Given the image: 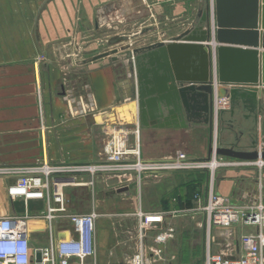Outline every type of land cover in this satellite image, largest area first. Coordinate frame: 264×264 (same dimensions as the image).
Returning <instances> with one entry per match:
<instances>
[{
	"label": "crops",
	"instance_id": "0c3cea01",
	"mask_svg": "<svg viewBox=\"0 0 264 264\" xmlns=\"http://www.w3.org/2000/svg\"><path fill=\"white\" fill-rule=\"evenodd\" d=\"M208 1L83 0L82 18L89 22L93 20L96 29L124 22L149 23L142 27V33L150 30L149 34H154L155 38L140 41L137 48H141L157 41L170 42L186 29L203 28L199 13ZM76 10V0H0V165L102 161L112 128L117 125L127 127L133 134L137 129L140 156L145 160L167 159L180 151L199 156L195 158L206 157L209 127L203 111L196 109L198 116L186 119L187 127H181L178 120H166L164 114L155 121L147 117L143 124L140 123L137 101L131 94L136 77L135 66L133 64L134 74H131L127 57L122 55L126 59L121 57L110 61L103 58L61 60L44 53V43L75 31ZM119 40L121 36L114 35L110 41L115 43ZM184 59L189 62L185 69L187 72L199 71V61L192 53ZM261 97L263 112L258 113L257 103H235L219 114L220 125L225 122L232 124L241 108V117L252 118L259 130L260 121L264 118V91ZM133 144L131 137L130 146ZM182 173L144 175L140 186L142 188L144 179L148 178L154 187L175 185L171 199L172 202L177 201V206L172 211H186L197 205V201H193V206H187V201L191 200H186L187 185L182 180ZM101 178L111 179L112 176L96 178L93 189L83 184L89 180L87 175L76 176V181L82 184L63 187V202L67 211H72L69 208L70 197L77 196V190L84 187L87 192L83 194L93 205L85 212L96 211L97 185ZM14 180V177H0V216L25 212L33 216L28 223L30 245L33 248L46 247L49 243L44 217L46 201L10 198L6 191ZM255 181L257 178L242 186L249 203L255 202L258 197ZM121 187L123 185L104 192L106 197L116 196L111 215L115 219L97 220V264H129L132 254L138 251V242L133 237L136 223L131 221L129 230L123 214L124 209L135 207L133 196L136 187L120 193L118 190ZM69 188L74 193H68ZM220 192L225 194L226 190L222 188ZM169 205L166 204L167 207ZM139 207L143 210L142 203ZM170 211L166 210V213ZM166 223L152 229L156 234L173 229L172 236L161 244L155 241V233L152 235L151 231H145L142 234L140 231L139 252L143 253L145 245L147 259L155 260L158 256V261L163 260L165 264H201L205 251L203 220H170ZM55 229L57 239L72 234L70 223L64 219L55 220ZM253 230V227L244 225L228 229L214 227L211 249L232 257L239 256L240 236ZM155 248L159 252L153 251Z\"/></svg>",
	"mask_w": 264,
	"mask_h": 264
},
{
	"label": "built area",
	"instance_id": "2783aa9c",
	"mask_svg": "<svg viewBox=\"0 0 264 264\" xmlns=\"http://www.w3.org/2000/svg\"><path fill=\"white\" fill-rule=\"evenodd\" d=\"M211 34L215 30L214 2L208 1ZM215 40L210 41L211 73L213 80V144L214 132L217 128L219 114L230 106V100L217 96V60ZM137 128V127H136ZM129 129L123 125L112 128L109 142L105 150V158L98 162L59 163L46 161L33 164L0 165V177H14L8 185L7 194L10 198L44 199L49 243L43 248H33L30 245L28 230L29 220L33 217L28 213L10 216H0V264H97L96 227L100 217L95 210L82 213L67 211L63 202L62 189L72 184H82L76 181V176L87 175L89 180L83 184L91 189L98 177L112 176L119 181L136 182L141 185L144 175H164L180 170H206L212 172L215 168L264 170V160L253 161L227 158L212 154L209 159H192L183 152L167 159L145 160L140 156L137 142L129 144ZM138 134L137 129L134 132ZM259 182L261 179L258 173ZM196 196L197 207L204 213L205 251L201 264H264V198L261 193L257 200L243 205L231 203L227 198L208 188L205 201ZM199 201V202H198ZM58 205L55 206L54 204ZM160 214V215H159ZM147 215V214H146ZM146 215L140 214V217ZM161 216V213H154ZM64 219L70 223L72 234L57 239L55 237V220ZM244 225L254 228L252 232L244 233L239 238L241 253L232 257L211 249L212 229L214 227L228 229L232 226ZM143 228V227H142ZM147 229L143 228V232ZM172 228L155 236V241L163 243L171 237ZM40 252V261H35V253ZM129 264H145L142 252L135 254Z\"/></svg>",
	"mask_w": 264,
	"mask_h": 264
},
{
	"label": "water",
	"instance_id": "95a60500",
	"mask_svg": "<svg viewBox=\"0 0 264 264\" xmlns=\"http://www.w3.org/2000/svg\"><path fill=\"white\" fill-rule=\"evenodd\" d=\"M215 30L211 34L209 5L200 11V30L186 29L170 42L157 41L141 48L126 49L129 72L134 74L132 98L137 101L140 123L155 121L163 114L187 127L186 119L198 116L196 109L206 114L209 127L207 160L212 154L240 160H264V118L259 124V138L249 148L234 144H213V80L210 41L217 42V96L230 100V106L242 102L261 106L264 91V0H213ZM263 50V51H261ZM199 61L198 72H187L185 57ZM186 64L183 67V64ZM184 68V69H183ZM186 69V70H185ZM130 74V75H131ZM233 113V109L231 110ZM256 119V117H255ZM132 182L119 188L127 191ZM40 261V252L35 253Z\"/></svg>",
	"mask_w": 264,
	"mask_h": 264
},
{
	"label": "rangeland",
	"instance_id": "374dc122",
	"mask_svg": "<svg viewBox=\"0 0 264 264\" xmlns=\"http://www.w3.org/2000/svg\"><path fill=\"white\" fill-rule=\"evenodd\" d=\"M76 8L77 19L74 24L75 31H73V33L71 34L58 35L54 38V40H51V42L49 40V42L44 43V53L48 54L51 58L61 60H78L83 58L86 60H100L103 58L107 59V61L122 58L126 59L121 55V52H124V50L126 49L132 50L133 48H137V46L141 43L140 41H149L155 38L154 34H149L150 30L146 31L147 33H142V27L146 25L148 26L149 23L141 24L137 22L136 24H134L132 22H124L117 24V26H100L101 28L98 27L96 29L93 20L89 22L83 20L82 18L83 0H76ZM114 35L121 36V40L115 43L111 42L110 40ZM79 90L83 91L81 89ZM229 107L227 109H229ZM239 110V115L234 116V121L232 122V124L225 122L223 125H220V121L218 119L217 128L214 132L216 146H228L230 144H234L240 148H249L253 140H258L259 134L258 128L255 125L256 122H254L252 118H242L240 115L242 109L239 108ZM131 137H133L135 144V142H137V135L135 133L133 134L132 132L129 133V144ZM192 150L196 152L195 148H193ZM183 153L189 158L201 159L195 158L199 156H192L185 151H183ZM180 171L183 172L182 180L185 181L187 185L185 188L186 200L194 201L196 200L195 197L198 196L197 198L199 199V201H201V205L205 201L207 190L211 185L214 191L225 196L229 202L239 205L247 204L249 202L244 196L242 186H245L248 181L254 180L256 178V191L258 195L261 193L262 197L264 198L263 168L230 169L218 167L215 168L213 172L209 168L206 170L194 169ZM258 173H260L261 175V182H259ZM151 177L153 178V176ZM99 180L100 183L97 185L98 193L95 199L98 201V203L96 206H94V208H96V211L100 215L99 219H110L112 217L111 215L114 213L115 207L113 206L116 196L112 195L106 197L104 192L109 189H115L119 185L126 186L129 182L125 180L119 182L118 178L116 177H112L111 179L101 178ZM135 187L136 188L133 196V198L135 199V207H129L128 210L124 209L123 212L125 216L124 219L127 220L129 230H131L130 228L132 226L131 221L136 223L135 234L133 235V237L138 242V251L134 252L132 254V257L135 254L139 253V242L141 240L140 231L142 234L146 233L143 232V228L147 229L146 231H151V234H154L156 232L152 231L154 226H158L159 224H167L166 222L170 220L182 222L204 219V213L197 207V205L193 206L190 209H187L186 211H172L177 206V201L172 202L171 199V195H173L175 187V185L173 184H163L161 186L154 187L151 184V180H149L148 178L144 179V185L142 184V188L141 186L139 187L137 185ZM84 188H82V190L76 188L79 189L77 190L78 192H76L77 196L70 197V199H72L70 203L71 207H69L72 210L71 212L82 213L85 212V209L87 210L89 209V207H93V205L90 204V199L88 200L83 194L84 191L87 192V188L85 190ZM220 188H224L226 190V193H221ZM71 189L72 188H69L67 192L74 193V191ZM247 198H249V196ZM139 203H142L143 210L139 207ZM167 203H170V207L166 206ZM166 210L171 211L166 213ZM154 213H161V216L152 215ZM140 214L147 215L142 218V216L140 217ZM112 219L115 218L112 217ZM137 223L139 226L138 229ZM147 233L151 235L150 232ZM159 233H155V236H157ZM143 247L144 249H142V254L144 256L145 264H165L163 260L158 261V256L155 260L147 259L145 256V245H143ZM155 247H158L157 249H161L160 246L155 245ZM153 251L158 250H156L155 248L153 249Z\"/></svg>",
	"mask_w": 264,
	"mask_h": 264
},
{
	"label": "trees",
	"instance_id": "16d2710c",
	"mask_svg": "<svg viewBox=\"0 0 264 264\" xmlns=\"http://www.w3.org/2000/svg\"><path fill=\"white\" fill-rule=\"evenodd\" d=\"M186 204H187V206H193L194 203H193V201H187Z\"/></svg>",
	"mask_w": 264,
	"mask_h": 264
}]
</instances>
